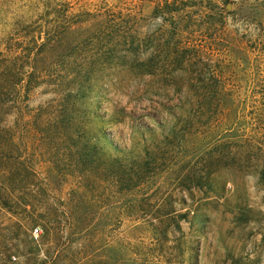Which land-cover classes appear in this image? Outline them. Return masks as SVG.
<instances>
[{"label": "rangeland", "instance_id": "obj_1", "mask_svg": "<svg viewBox=\"0 0 264 264\" xmlns=\"http://www.w3.org/2000/svg\"><path fill=\"white\" fill-rule=\"evenodd\" d=\"M16 23L0 264H264V0H0L11 56Z\"/></svg>", "mask_w": 264, "mask_h": 264}, {"label": "trees", "instance_id": "obj_2", "mask_svg": "<svg viewBox=\"0 0 264 264\" xmlns=\"http://www.w3.org/2000/svg\"><path fill=\"white\" fill-rule=\"evenodd\" d=\"M35 32L30 29V25L16 23L15 29L4 41L6 51L11 52L12 50L20 49L21 53L11 56L0 52V80H3L5 85L0 89V102L4 101L3 104H7L10 94L23 84L25 76L30 77L32 75V73L25 74L24 67L30 65L33 52H40L45 44L44 42H39L42 31L39 39L35 37ZM32 42H35V48H29Z\"/></svg>", "mask_w": 264, "mask_h": 264}, {"label": "built area", "instance_id": "obj_3", "mask_svg": "<svg viewBox=\"0 0 264 264\" xmlns=\"http://www.w3.org/2000/svg\"><path fill=\"white\" fill-rule=\"evenodd\" d=\"M41 233V229L39 227H35L33 230H32V237L34 239H38L39 235Z\"/></svg>", "mask_w": 264, "mask_h": 264}]
</instances>
